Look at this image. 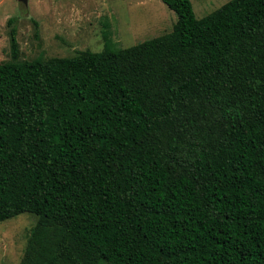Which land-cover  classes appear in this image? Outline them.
I'll list each match as a JSON object with an SVG mask.
<instances>
[{
	"label": "trees",
	"instance_id": "16d2710c",
	"mask_svg": "<svg viewBox=\"0 0 264 264\" xmlns=\"http://www.w3.org/2000/svg\"><path fill=\"white\" fill-rule=\"evenodd\" d=\"M132 46L0 61V221L19 264H264V0ZM8 24L14 18L8 19Z\"/></svg>",
	"mask_w": 264,
	"mask_h": 264
},
{
	"label": "rangeland",
	"instance_id": "374dc122",
	"mask_svg": "<svg viewBox=\"0 0 264 264\" xmlns=\"http://www.w3.org/2000/svg\"><path fill=\"white\" fill-rule=\"evenodd\" d=\"M197 18L228 0H190ZM13 17L14 22L8 24ZM175 13L162 0H0V61L10 59L16 28L19 59L102 51L103 32L114 46H132L169 32ZM35 217L28 212L0 221V264H19Z\"/></svg>",
	"mask_w": 264,
	"mask_h": 264
},
{
	"label": "water",
	"instance_id": "95a60500",
	"mask_svg": "<svg viewBox=\"0 0 264 264\" xmlns=\"http://www.w3.org/2000/svg\"><path fill=\"white\" fill-rule=\"evenodd\" d=\"M17 1L22 2L23 4L27 5L28 0H17Z\"/></svg>",
	"mask_w": 264,
	"mask_h": 264
}]
</instances>
